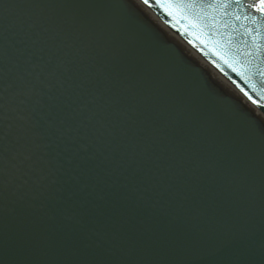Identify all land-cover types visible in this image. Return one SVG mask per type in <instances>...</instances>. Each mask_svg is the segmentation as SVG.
Masks as SVG:
<instances>
[{
    "label": "water",
    "instance_id": "1",
    "mask_svg": "<svg viewBox=\"0 0 264 264\" xmlns=\"http://www.w3.org/2000/svg\"><path fill=\"white\" fill-rule=\"evenodd\" d=\"M142 1L264 112V0ZM198 58L135 0H0V264H264V117Z\"/></svg>",
    "mask_w": 264,
    "mask_h": 264
},
{
    "label": "bare ground",
    "instance_id": "2",
    "mask_svg": "<svg viewBox=\"0 0 264 264\" xmlns=\"http://www.w3.org/2000/svg\"><path fill=\"white\" fill-rule=\"evenodd\" d=\"M135 4L147 8V6L139 0H135ZM148 14L159 24H161L166 30H168L172 35H174L176 37L177 43L184 44V52L199 56V54L194 49H192L177 33H175L171 28L164 24L163 21L149 7ZM198 62L205 63V68L210 69L211 75L218 76L219 81L225 82L224 78L219 74V72L215 68H213L210 63H208L204 58H198ZM226 90L232 93L233 95L237 96L238 98L242 99L246 108L253 111L257 115L264 117V112L258 107L251 104V102L248 101L236 87H226Z\"/></svg>",
    "mask_w": 264,
    "mask_h": 264
}]
</instances>
